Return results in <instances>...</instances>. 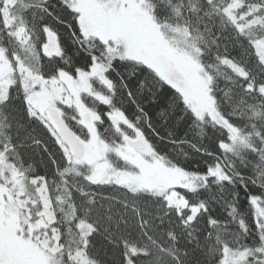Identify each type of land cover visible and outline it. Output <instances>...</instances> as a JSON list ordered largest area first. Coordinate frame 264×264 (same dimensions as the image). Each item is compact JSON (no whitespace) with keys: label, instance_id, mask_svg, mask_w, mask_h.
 <instances>
[{"label":"trees","instance_id":"trees-1","mask_svg":"<svg viewBox=\"0 0 264 264\" xmlns=\"http://www.w3.org/2000/svg\"><path fill=\"white\" fill-rule=\"evenodd\" d=\"M26 1L10 13L11 30L21 26L28 38L23 48L11 37L23 68L48 79L58 71L74 75L94 62L105 64L106 83L90 81L99 96L81 98L100 117L95 134L109 146L122 142V131L141 135L166 166L191 175L192 182L173 189L199 208L189 221V210L178 213L167 206L159 186L138 189L90 180V167L73 164L37 118L29 119V90L13 77L0 101V138L16 154L5 153V161L24 176L27 192L19 200L36 199L41 186L48 188L64 239L62 263L71 258L76 264L72 255L79 251L86 264H264V0L237 5L233 0H143L161 35L207 75L215 109L235 137L209 117H197L179 90L153 69L110 58L103 42L84 36L74 0ZM47 32L56 38L57 54L41 49ZM6 36L0 23V46L10 58ZM111 114L131 127L113 126ZM75 116L67 112L64 120L86 140L91 131H81ZM108 160L117 170L128 169L112 153ZM82 222L91 228L86 235L75 231ZM229 253L235 261H224Z\"/></svg>","mask_w":264,"mask_h":264},{"label":"rangeland","instance_id":"rangeland-1","mask_svg":"<svg viewBox=\"0 0 264 264\" xmlns=\"http://www.w3.org/2000/svg\"><path fill=\"white\" fill-rule=\"evenodd\" d=\"M18 2L26 0H0V23L6 31V41L10 58L5 48L0 46V101L4 98L8 84L15 79L23 84L31 98H25L26 114L37 118L41 123L44 133L48 139L63 149L66 157L71 159L76 166H89L88 178L98 183H118L129 188H156L160 187L166 191L165 202L167 206L175 209L178 213L188 209L190 215L188 220L194 219L198 213L197 206H189L186 200L173 188L177 183L185 184L192 182L191 175L182 172L177 168H170L160 161L151 151L147 144L143 151H135L126 143V138H135L136 134L128 135L122 131V142L116 146H109L105 141L95 135L87 136L84 141L90 144L91 150L95 152L96 158L86 156L83 159H73L64 150L61 139L55 127L47 120L44 109L49 106L59 108L64 115L67 112H74V121L79 129L88 131L89 125L78 117V107L82 106L90 111L91 121L95 123L100 119L99 115L88 109L81 98L83 93H93L90 81L97 78L106 83L104 71L106 65L94 62L88 71H79L76 74H67L58 71L53 78H42L33 75L23 68L22 61L12 50L11 37H16L20 44L27 43V36L24 29L19 26L14 30L10 28L13 16L10 14ZM240 0H233L232 5H237ZM71 7L78 12L79 26L86 37H95L104 43L108 55L111 57H122L142 62L153 68V64L142 59L139 53L141 43L147 32H154V37L149 40L161 45L165 52L184 73L189 82L192 93L181 91L184 102L189 106L197 117L207 116L216 123L225 127L235 137V130L229 127L217 113L213 99L209 93V79L202 71L197 62L188 54L178 50L172 43L166 40L160 33L158 27L146 10L143 0H74ZM46 42L41 46L44 51ZM28 46V45H27ZM148 59V58H147ZM22 80V81H21ZM95 96H99L93 93ZM81 108V107H80ZM120 116V117H119ZM121 125H131L119 115ZM0 122V134L4 127ZM3 137L0 138L2 150L0 151V264H73L71 258L62 263L64 256V239L60 234L56 214L55 203L50 199L46 185L30 198L19 200L20 194L27 192L24 176L15 167L5 161V153L11 152V147ZM36 146L39 142L35 141ZM112 153L128 164L127 170H117L108 160V154ZM218 172L219 169H216ZM143 173L152 175L148 183L135 180ZM168 179V182H163ZM192 185V183H190ZM36 201H35V200ZM39 202H38V201ZM33 214V215H32ZM70 219V217H67ZM90 226L86 223L76 224L75 231L80 235L89 233ZM61 243V247L58 246ZM72 255L76 264H86L87 260L81 252L74 251ZM70 257V256H69ZM236 257L231 253L225 256L224 261H235ZM242 255L238 256V260ZM71 260V261H70ZM75 264V263H74Z\"/></svg>","mask_w":264,"mask_h":264},{"label":"water","instance_id":"water-1","mask_svg":"<svg viewBox=\"0 0 264 264\" xmlns=\"http://www.w3.org/2000/svg\"><path fill=\"white\" fill-rule=\"evenodd\" d=\"M58 49L55 36L47 32V43L45 46V54H56ZM154 60V59H153ZM157 68L161 71L163 76L171 83L178 86L184 91H190L188 83L186 82L184 75L176 66V63L173 60L168 59L165 55L159 54L158 60H154ZM47 117L55 125L58 135L60 136L62 142L66 148L71 152V156L74 159H81L86 154L95 156L94 151L90 148V145H85L81 139L69 128L65 121L60 116V113L57 108L49 107L46 109ZM83 120L86 123L91 122V117L89 112L82 113ZM109 120L113 125H117L119 119L116 116L111 115ZM127 143L130 147L135 150H144L145 141L141 135H137L136 139H127Z\"/></svg>","mask_w":264,"mask_h":264},{"label":"flooded vegetation","instance_id":"flooded-vegetation-1","mask_svg":"<svg viewBox=\"0 0 264 264\" xmlns=\"http://www.w3.org/2000/svg\"><path fill=\"white\" fill-rule=\"evenodd\" d=\"M153 37H154V32H152V31H149V32H147L146 34H145V36H144V39H143V41H142V43H141V47H140V49H139V53H140V56H141V58L142 59H145L146 61H150L152 64H153V67L156 69V70H154L153 68V70L155 71V72H157L158 74H160L164 79H165V77L162 75V73H161V71L156 67V65H155V63L153 62V60L152 59H155V60H158V57H157V55H159V54H163V55H165V56H167L169 59H171L165 52H163V50L161 49V45L159 44V43H157V42H155V39H154V41L151 43L149 40H152L153 39ZM148 58V59H147ZM178 67V66H177ZM151 68V67H150ZM179 69V68H178ZM180 70V69H179ZM181 71V70H180ZM182 72V71H181ZM183 73V72H182ZM184 74V73H183ZM184 77H185V75H184ZM186 79V78H185ZM166 80V79H165ZM186 81H187V79H186ZM166 82H168L170 85H173V86H175V84H172V83H170L169 81H167L166 80ZM188 82V81H187ZM188 84H189V82H188ZM176 87V86H175ZM177 88V87H176ZM179 91H181V90H179ZM183 92V91H182ZM78 111L80 112L81 111V109H80V107H78ZM60 114L62 115L63 114V112L62 111H60ZM77 115H78V117L80 116V114H78L77 113ZM81 118V117H80ZM87 125V124H86ZM94 128H95V126H94ZM86 156H91V155H89V154H87V155H85L83 158H85ZM82 158V159H83ZM94 159V158H93ZM95 160V159H94ZM152 177V175H147V174H145V173H143L140 177H138V176H135L134 177V179L135 180H138V181H144V182H146V183H148V181H150V179H148V178H151ZM148 180V181H147ZM163 182H168V179H163L162 180Z\"/></svg>","mask_w":264,"mask_h":264}]
</instances>
